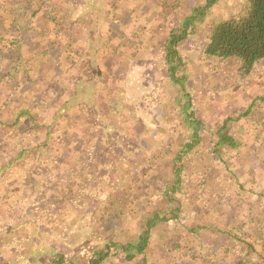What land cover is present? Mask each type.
<instances>
[{"label": "rangeland", "instance_id": "obj_1", "mask_svg": "<svg viewBox=\"0 0 264 264\" xmlns=\"http://www.w3.org/2000/svg\"><path fill=\"white\" fill-rule=\"evenodd\" d=\"M99 1L78 7L67 22L65 10H56L55 24L63 27H54L50 13L38 33L30 28L25 38H33L30 48L41 54L31 60L42 64L29 77L19 67L18 77L8 79L11 52L2 55L0 166L12 165L0 169V264H47L52 251L71 257L86 242L103 245L113 229L129 237L147 204L163 207V191L175 178L171 159L189 129L180 119L182 91L162 63L160 44L171 15L161 12L159 0H101L100 7ZM223 1L180 46L186 92L203 122L202 141L180 174L183 210L153 229L146 264H264V59L241 76L235 61L202 58L210 24L226 15ZM87 11L95 14L91 40L76 32L69 47L74 53L56 64L50 59L52 34L68 33L67 23L85 20ZM102 83L117 88L120 105L108 101L105 109L96 108L93 94L109 97ZM224 119L226 134L238 144L215 151L212 131ZM107 196V203L123 205L127 221L103 214ZM173 243L181 252L165 253ZM243 243L250 245L244 254ZM110 253L105 264H145L142 254L126 260L122 250Z\"/></svg>", "mask_w": 264, "mask_h": 264}, {"label": "trees", "instance_id": "obj_2", "mask_svg": "<svg viewBox=\"0 0 264 264\" xmlns=\"http://www.w3.org/2000/svg\"><path fill=\"white\" fill-rule=\"evenodd\" d=\"M238 1V5H231L228 0L223 1V3H225L223 9H226V15H221L216 22L210 24L211 28L207 31L208 33L203 40L200 53L205 60L222 61L227 59L231 62L235 61L238 66L239 74L243 76L251 74L257 63L264 59V0ZM81 2V6H78L76 0H63L59 4L53 0H0V61H2V55L5 51L6 53L11 52V56L8 55V58L10 57V62H7L8 66L5 68V72L9 77L8 79L13 80V78L18 77L16 74L20 70L19 67H22V73H24L26 77H29V72L32 69H39V65L42 64L41 60H31L40 58L41 54L39 51H36V48H30L31 43L29 41H32L33 38H25L30 28L35 33H38L35 30L38 29L39 31L40 26H38V24L41 18L50 13L52 14L50 19H52L54 27L58 25L63 27L64 25L60 23L56 25L58 21H55L56 19L54 18L55 11L58 9L65 10L63 15L66 16L65 20L67 22L68 17H71V14L74 13L78 7H82L85 4L86 6L90 5L93 0H81ZM219 3V0H159L157 2V6L161 9L163 14L169 12L171 15L172 21L167 25V31L162 37L160 44L162 63L167 70L168 78L174 84L178 85V89L182 91L181 98L183 99V103L180 104L181 108H179L180 119L182 124L189 129L187 130V140L181 144L179 150L171 159L170 169L175 178L168 181L163 191V207H156L153 201L147 204L146 210L139 215L136 221L138 227L137 231L129 235V237H126L127 233L113 229L111 234H104L103 245L86 242L81 246H76V251L71 257H68L62 252L52 251L48 255L47 264H105L112 254L110 253L112 249L115 253L122 250L126 260L135 259L137 255L142 254L144 263L146 264V259L148 257L147 252L150 249L149 241L153 229L161 222L176 220L179 217L180 212L183 210L181 198L179 199L181 194L180 184H182L180 174L187 165L186 159L188 158L189 152L198 142L200 143V141H202L200 129L203 128V122L199 117L195 116L194 106H192V102L188 97V92H186V77L184 74V62L180 53V46L183 42L197 34L196 32L198 31L199 24L207 19L212 8L218 7V9H221ZM231 6L234 7L230 9ZM107 13L105 11L103 15L107 17ZM59 17L61 16L59 15ZM83 18L85 20L78 19L69 21L65 26L66 29L70 28L68 33L64 32L61 34L56 32L52 34L51 39H53V43L50 44L53 45L54 48H52L53 52L51 53L50 59L56 64L61 63L60 60H62V57H68L69 54L74 53L69 50V47L70 41L73 39L76 32H81V39L86 37L83 41L91 40L90 36L94 31L95 14L93 11H87ZM16 33L18 35L17 39L15 37ZM19 34L24 36L22 40L19 38ZM58 39H61L60 43ZM24 42L27 44H24ZM21 44H24V46ZM22 47H26V49ZM137 50L133 49L130 52V56L133 58L138 57ZM22 52H26L28 57L25 58V56L21 54ZM109 81L111 82V79ZM108 85H110V83L103 86L108 87ZM114 90H111L109 87L105 90L109 96L108 99H105L106 95H101V92L93 94L95 97L93 103L96 105L97 109L100 107H104L103 109H105V107L108 106V101L114 105L121 104L114 95ZM252 104L254 103L251 102L250 105ZM96 108H94V113L97 114L95 118L99 121L98 117L101 118L102 115L100 116L97 113ZM226 122V119H224L223 123L218 126L215 131H212V133L218 137L217 142L214 144L215 151L221 144H226L229 147L238 144L233 135L226 134ZM137 160L139 161V159ZM11 165L9 161L6 164H2L0 169L9 170ZM83 172V175L86 177L90 176V173L85 169H83ZM137 173L138 170L130 177L132 181H135V175ZM122 181L126 182L127 179ZM80 184H82V181ZM100 184L101 189H103V183L100 182ZM118 194L117 191H114V193L110 195L116 197ZM110 197L107 196V198L101 202L105 204L104 207H108L107 211L103 212V214L112 215L118 223H121V218L127 221L124 214L125 208L122 207L123 205L117 202L107 203ZM194 228L195 226L188 227L187 231L192 233ZM210 228L211 227H209V229ZM217 232H219L218 234H225V232L231 233L229 230H225L224 232L217 230ZM198 236L199 234H197V237ZM234 238L239 240L238 237ZM166 247L165 253L173 251L181 252L180 246L175 243L169 244ZM249 247L250 245L243 243L239 248L244 254ZM0 249H2V246H0ZM145 252L146 256H144Z\"/></svg>", "mask_w": 264, "mask_h": 264}]
</instances>
